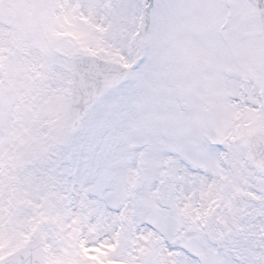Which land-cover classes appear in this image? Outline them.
I'll list each match as a JSON object with an SVG mask.
<instances>
[{"label":"snow or ice","instance_id":"1","mask_svg":"<svg viewBox=\"0 0 264 264\" xmlns=\"http://www.w3.org/2000/svg\"><path fill=\"white\" fill-rule=\"evenodd\" d=\"M0 264H264V0H0Z\"/></svg>","mask_w":264,"mask_h":264}]
</instances>
